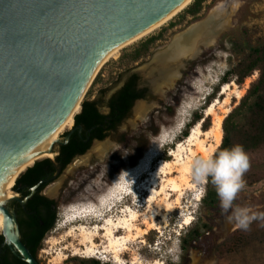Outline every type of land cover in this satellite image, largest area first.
I'll return each mask as SVG.
<instances>
[{
	"label": "rangeland",
	"instance_id": "obj_1",
	"mask_svg": "<svg viewBox=\"0 0 264 264\" xmlns=\"http://www.w3.org/2000/svg\"><path fill=\"white\" fill-rule=\"evenodd\" d=\"M219 4H223L226 10L233 8L234 11L229 18L228 26L221 32L216 42L208 48L205 47L194 60L190 61L181 76L175 80L171 87L164 88L161 90V94L156 96H149L150 94L146 93L145 98L137 103L135 102L129 115L119 124L116 131L99 142H92L84 154L77 156L76 160H73L63 170L58 172L53 182L44 189V193L48 197L59 201V207L55 225L46 235L42 248L38 252L37 258L40 264H63L71 259L75 260L73 263H78V261L89 258L97 260L99 264H117L109 253L103 252L105 243L101 235L95 237V242L98 246L97 254L89 258L81 254H73L74 248H82L79 245V231L75 232V237L65 236L66 232L74 227L80 229L82 223L88 230L90 228L93 229L98 224H92L96 219L89 218L84 221L69 222L62 226L68 207L70 205H82L84 207L87 204H92L95 207L94 201L97 199L100 201L102 198L110 196L111 191L118 186H120L123 193L127 191L128 184H132L131 190L133 191V188L143 182V180L135 179L138 175L132 178L130 182L125 180L133 169L129 164L130 159L135 158L137 163L146 147L159 134L171 136L155 159L158 162L163 160L161 158L170 159L168 150L175 147L177 141L184 139L183 131L186 127L189 131L194 125L192 123L194 115L202 116L206 111L205 109L203 112V109L207 106L204 102L209 103L223 87L221 78L230 67V61L233 60V57L229 54V43L225 35L229 32L237 35L240 31L246 30L250 41L259 42L264 40V0H206V9L197 20H192L190 16L181 20L180 17L184 13L185 7L166 24L142 38L144 39L158 34L161 30L163 31V39L158 43L151 55L135 64L130 71L123 72V68L116 62L118 56L124 49L135 45L142 39L123 47L115 59L110 58L99 69L97 74L101 71V80L92 85L93 79L85 92L86 95L89 90L90 97L100 95V97L107 99L111 93L121 86L130 73L137 74L138 82L143 78L142 87H147L149 90L148 80H155L154 85L152 84L155 89L162 86L164 79L161 75H155L156 66L162 69L154 61L155 54L166 49L177 33L183 31L191 23L203 19L213 7ZM173 64L174 62L170 63L168 67L174 73L177 71H175V64ZM134 69H140L142 72H132ZM256 76L257 73L254 72L251 76L245 78L240 85L236 83L234 78H229L228 82L236 83L235 89L244 90L245 93L250 82ZM247 80H249L248 85H246ZM203 91L205 94H203ZM206 92L211 94L207 97ZM197 100H200L198 102L200 106L187 112L184 128L180 132H176L175 127L179 119V112L184 110L186 105L195 104ZM238 102L239 99L235 97V93H231L228 103L230 109ZM138 103L145 106V110L140 116L135 112V106ZM101 110L105 111V109ZM208 119L211 126L212 116H209ZM68 129L67 127L63 128L57 133L56 137L61 138L62 134ZM201 129H203V123ZM99 143L107 145L101 151H94V145ZM54 156L55 154L52 153L50 157L54 158ZM249 156L251 167L243 177L246 186L238 194L235 204L248 206L253 211L264 212V153L263 151H258L249 153ZM156 163L151 168H154ZM122 171L127 173L125 178L118 183H113L118 180ZM143 178L145 180L147 177L143 176ZM133 182L135 183L133 184ZM122 185H125V187ZM113 186L114 188H112ZM201 187L205 189L206 184H197L195 189L185 191L181 198V204L168 216L166 223H162L159 225L160 227L157 226L155 229L148 230L147 234L129 242L128 249L122 254L123 263L121 264H131L135 257L137 260L144 262L158 259L161 264H264V220H256L252 222L248 230H243L238 228L234 221L229 220L230 212L221 211V213L215 214L212 227L209 229L202 226L200 236L189 241L186 247L182 248V236L191 227H201L208 214L202 207L201 197L203 195L200 200H194L196 193L200 192ZM138 192L141 194L143 191L138 190ZM138 192L133 191L121 199L114 200L115 197L112 199L114 202L118 201L119 203L120 201L119 205H122V207L116 208V212L113 214L114 219L117 218V215L127 214L131 217L134 211L141 214L146 210L143 205L149 198L147 195L143 203L140 202L141 198L137 199L138 203L137 201L132 202L133 196L134 198L135 195L138 196ZM149 194L151 193L149 192ZM114 202L108 204L111 205L110 208L113 207ZM77 207L74 206L75 209ZM121 208L122 210H120ZM102 209L106 210L102 202H99L97 207L94 208L97 212H102ZM186 217L191 219H189L188 223L181 224ZM143 218L141 215L140 222ZM160 221V217H157L156 222ZM141 226L145 227L144 224H141ZM120 233H124V229H121ZM239 233L248 237L244 251L235 256H230L226 251L221 250L223 244ZM62 254L66 256V259L60 260ZM96 257H101L102 260H98Z\"/></svg>",
	"mask_w": 264,
	"mask_h": 264
},
{
	"label": "water",
	"instance_id": "obj_2",
	"mask_svg": "<svg viewBox=\"0 0 264 264\" xmlns=\"http://www.w3.org/2000/svg\"><path fill=\"white\" fill-rule=\"evenodd\" d=\"M180 1L0 0V187L26 156H33L29 153L59 125L83 91L85 95L100 60ZM201 28L207 30L203 40H198L189 54L180 57L174 76H167L157 89L148 80L149 96L159 95L161 90L171 87L186 65L205 46L216 42L223 31L224 19L209 11L203 19L177 33L169 45ZM156 67L158 76L160 67ZM143 81V78L139 81L140 87ZM73 126L74 119L67 134L49 144V152L57 154L55 145L68 141ZM41 182L22 198L13 192L11 197L0 201L3 218L0 234L4 243L28 264L40 263L22 242L16 215L8 203L13 200L24 203Z\"/></svg>",
	"mask_w": 264,
	"mask_h": 264
},
{
	"label": "trees",
	"instance_id": "obj_3",
	"mask_svg": "<svg viewBox=\"0 0 264 264\" xmlns=\"http://www.w3.org/2000/svg\"><path fill=\"white\" fill-rule=\"evenodd\" d=\"M205 2L206 0H193L184 9V13L180 17L181 20L188 16L192 20L199 19L206 9ZM225 37H227L229 54L233 60L230 61V67L221 78V82L223 84L228 83L229 78H234L236 83L240 85L245 78L254 72L257 73V76L250 82L239 102L224 117L221 143L213 156L218 151L236 144L243 145L248 154L258 151L264 153V40L250 41L246 30L240 31L237 35L229 32ZM162 39L163 31L161 30L158 34L148 36L135 45L124 49L116 62L123 68V72H128L135 64L151 55ZM101 74L100 71L96 75L92 85L101 80ZM137 84V74L130 73L123 84L108 99L109 111L106 114L98 112L97 101L90 99V91L88 90L81 101L80 111L73 116L74 123H78L82 127L81 136L75 131L70 135L67 142L58 145L57 154L53 159L50 156L37 159L34 164L16 178L12 190L17 192L21 198L30 192L31 187L42 181L36 188V192L24 203H19L16 200L11 201V208L15 211L19 225L20 238L37 260L43 240L55 225L59 207V201L48 198L41 191L54 180L58 170H63L78 155L85 153L90 147V141L85 143L82 141L86 132L90 136V140L93 138L103 140L116 131L119 124L129 115L134 101L146 97V88H139ZM201 118V115H194L192 123L195 124ZM202 123L203 130L210 127L208 117L203 118ZM188 132L186 127L183 135L187 136ZM64 134L66 132L62 135ZM129 164L134 166L136 164L135 158H131ZM201 202L204 210L208 212L205 217L206 220L201 227H191L182 236L181 246L183 249L189 241L200 236L202 226L210 229L214 224L215 214L223 211L215 186L211 183V178L206 183ZM247 240L246 235L236 234L222 245L221 250L226 251L230 256H235L246 249ZM81 261L83 264H99L97 260L90 258ZM0 264H28L4 243L2 234H0Z\"/></svg>",
	"mask_w": 264,
	"mask_h": 264
},
{
	"label": "bare ground",
	"instance_id": "obj_4",
	"mask_svg": "<svg viewBox=\"0 0 264 264\" xmlns=\"http://www.w3.org/2000/svg\"><path fill=\"white\" fill-rule=\"evenodd\" d=\"M192 1L193 0H181L165 15H163L150 25L146 26L142 30L138 31L134 35L130 36L123 42L116 45L100 60L92 76L90 77L89 82L92 80L97 71H99V69L104 65V63H106L110 58L115 59V57L118 56L119 51L123 47L139 41L143 37L149 35L153 31L161 27L162 25L166 24L179 12H181L185 7H187ZM211 11L217 13L219 17H223L224 28L222 30H225L229 24V18L234 11L233 8H228L226 10L224 9L223 4H219L213 7ZM206 31L207 30L205 28H201L191 36L180 37L174 40L165 51L161 52V54H157L154 57V61L158 63V65L162 68L159 71V76L161 75L164 81H166L167 76L171 77L177 73L171 72V69L168 67V65L173 62L174 64L179 63L180 57L189 54L193 50L194 46L197 44L198 40H203ZM208 45L210 46L212 44L209 43ZM208 45L205 47H209ZM175 71H177L176 66ZM151 82L153 84L155 80H151ZM248 83L249 80L246 81V85H248ZM232 86L234 87L233 89ZM235 88L236 83L232 81L223 84V87H221L218 95L215 96L211 100V102L207 103V106L205 107L206 111L203 113L202 118L190 128L187 136H185L183 140L177 141V143H175V147L170 150V159L161 158L163 159L160 160L161 162H158L155 159L159 155L160 150L166 144L165 142L168 141L171 136L166 134H159L146 147V149L140 156L139 161L134 166H132V173L128 174L125 180H128V182H130L132 178H135L138 175L135 179H142L144 181V186L140 189V191H143L142 193H146L147 197H149L143 205L146 208L144 212L139 214L134 211L131 217L125 214L117 215V218L114 219L113 214L114 212H116V208H120L122 207V205H119V203H121L120 201L118 203V201L114 202L112 201V199L115 197L114 200H117L119 198L121 199L125 197L124 192L122 193V189H120V186H118L117 188L111 191L110 196L104 197L100 201L98 199L94 201L95 207H97L99 202H102V204L105 205V209L107 206L106 210L102 209V212H95L94 214L88 216L76 215L70 219L64 218L62 226L66 225L69 222L84 221L85 219L89 218L93 220L96 219L92 224H98L93 229L90 228L88 230L86 229V227H84V223H82L80 229L74 227L73 229H69L66 232L65 236L75 237V232L77 230L79 231V245L82 246V248H74V255L81 254L82 256L89 258L97 254L98 246L95 242V237L97 235H101L105 243L103 247V252L109 253L111 255V258L114 259L115 263L121 264L123 263L122 254L128 249L129 242L135 241L139 237L147 234L148 230L155 229L157 226L160 227L159 225H161L162 223H166V219L168 218V216L173 213L181 204V198L185 191L193 190L197 186V183L194 180L190 170L191 161L206 154L213 155L217 147L220 145L222 139V121L230 111V107L228 106V103L230 101V95L231 93H235V97L240 99L241 96L244 94V90H236ZM83 93L84 91L78 97L76 102L73 104V106L68 111L63 120L59 123V125L50 133V135L44 141H42L39 145L33 148V150L29 153L33 154V156H26L25 159L16 168V170L11 174V176L0 187V201H3L13 195V191L11 190V188L14 185V182L19 173H21L26 167L32 165V163L37 159L44 156H51L52 153L48 150L49 144L53 140L59 138L56 137V135L63 128H71L74 119L73 115L77 113L80 109L81 100L84 95ZM203 94H205L204 91ZM199 101L200 100H197L195 104L192 103L190 105H186L184 110H181L179 112V119L176 122L177 124L175 127L176 132H180L181 129L184 128V124L186 123V116L188 115L187 112L196 109L197 106H200V104L198 103ZM144 110V104L138 103L135 106V112L138 116H140ZM209 116H212L211 126L206 130L201 129L200 125L202 123L203 118H207ZM162 142L163 146L161 148ZM106 145L107 144L105 143L95 144L93 149L94 151H101ZM147 162L148 164L146 167ZM155 162H157L155 167L151 168ZM143 176H146L148 178V180L147 178L145 179L147 180L146 182ZM131 185L132 184H128V188H130ZM122 186L124 187L125 185ZM112 188H114V186ZM149 192L151 194H149ZM198 195L200 194H197L194 200H200L197 199ZM136 197L138 196L135 195V198L133 196L132 202L136 201L134 200L136 199ZM111 202H114L112 208H110L111 205H108L111 204ZM138 202L139 201H137V203ZM108 208L110 209L108 210ZM141 215L144 218L140 222ZM157 217H160V222H156ZM189 219L191 218H184L181 224H186L185 221H189ZM141 224H144L145 227L143 228ZM2 227L3 218L0 214V231ZM121 229H124V233H120ZM96 258L101 259V257ZM64 259H66V256L62 254L60 256V260ZM131 264H161V261H159L158 259H154L149 262H144L137 260V258L135 257L131 261Z\"/></svg>",
	"mask_w": 264,
	"mask_h": 264
},
{
	"label": "clouds",
	"instance_id": "obj_5",
	"mask_svg": "<svg viewBox=\"0 0 264 264\" xmlns=\"http://www.w3.org/2000/svg\"><path fill=\"white\" fill-rule=\"evenodd\" d=\"M162 146L163 142L161 148ZM250 167V156L240 144L224 148L214 156L206 154L195 158L190 163V170L196 183L205 185L211 178L221 209L226 213L230 212L229 220L234 221L236 226L243 230H248L256 220H264V212L235 204L238 194L246 186L243 177ZM126 175L127 173L122 171L118 180L113 183L123 180ZM204 192L205 189L201 187L197 199H200Z\"/></svg>",
	"mask_w": 264,
	"mask_h": 264
},
{
	"label": "flooded vegetation",
	"instance_id": "obj_6",
	"mask_svg": "<svg viewBox=\"0 0 264 264\" xmlns=\"http://www.w3.org/2000/svg\"><path fill=\"white\" fill-rule=\"evenodd\" d=\"M184 70V69H183ZM183 70H182V73H183ZM125 81V80H124ZM123 84V83H122ZM121 84V85H122ZM137 87H139V88H146V93H150V90L147 88V87H140L139 86V82H138V84H137ZM100 92H102V91H100ZM115 92V91H114ZM113 92V93H114ZM113 93H111L110 95H109V97L107 98V99H104V98H102V97H100V95H93L92 97H90V99H95L96 101H97V104H96V107H97V110H98V112H100V113H102V114H106L108 111H109V106H108V103H107V101H108V99L111 97V95L113 94ZM135 102V101H134ZM101 109H105V111H102ZM72 127V126H71ZM77 132V134L78 135H80L81 136V132H82V127H81V125L80 124H78V123H74V126H73V128H72V131L69 133V137H70V135L72 134V133H74V132ZM67 132L68 131H66V134H67ZM64 136V135H63ZM85 137H84V139H82V141H83V143H85V142H88V141H90V143H92V142H94V140H98V139H96V138H93V139H91L90 140V136L87 134V132L85 133V135H84ZM69 137H68V139H69ZM56 149H58V145H57V147H56ZM88 150V149H87ZM86 150V151H87ZM84 154V153H83ZM82 155V154H81ZM79 156V155H78ZM53 182V181H52ZM52 182H50V183H52ZM49 183V184H50ZM49 184H47L46 186H45V188L49 185ZM44 188V189H45ZM44 189L41 191V193L42 194H44L45 196H47L45 193H44ZM19 195V194H18ZM20 196V195H19ZM48 197V196H47ZM48 198H50V197H48ZM50 199H53V198H50ZM53 200H55V199H53ZM55 201H57L58 202V200H55ZM8 206H9V208H10V210L12 211V212H14L15 213V211L11 208V202H9L8 203ZM73 261H75L74 259H71L70 261H66L65 263H63V264H83L82 263V261H78V263H73Z\"/></svg>",
	"mask_w": 264,
	"mask_h": 264
},
{
	"label": "snow or ice",
	"instance_id": "obj_7",
	"mask_svg": "<svg viewBox=\"0 0 264 264\" xmlns=\"http://www.w3.org/2000/svg\"><path fill=\"white\" fill-rule=\"evenodd\" d=\"M188 221H185V223H187Z\"/></svg>",
	"mask_w": 264,
	"mask_h": 264
}]
</instances>
